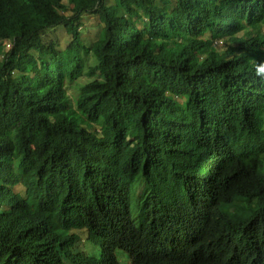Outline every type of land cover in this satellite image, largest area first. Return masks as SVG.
<instances>
[{"label":"trees","instance_id":"trees-1","mask_svg":"<svg viewBox=\"0 0 264 264\" xmlns=\"http://www.w3.org/2000/svg\"><path fill=\"white\" fill-rule=\"evenodd\" d=\"M263 32L264 0H0V264H264Z\"/></svg>","mask_w":264,"mask_h":264},{"label":"rangeland","instance_id":"rangeland-1","mask_svg":"<svg viewBox=\"0 0 264 264\" xmlns=\"http://www.w3.org/2000/svg\"><path fill=\"white\" fill-rule=\"evenodd\" d=\"M108 4H113V0H106ZM157 4H160L158 1L156 2ZM68 7H72L73 2H67ZM124 15V13L122 12ZM81 24L82 27L80 28V33H81V40L83 44L86 47H89L91 43L96 41L100 35V31L103 27L102 23L100 22L99 18L97 15L92 14V15H83L81 17ZM138 27L141 29V22H139ZM264 33V32H263ZM240 33L236 34L235 36H239ZM206 38H210L209 35L206 36ZM45 40H56L58 42L59 48L64 49L68 42L70 41V37L67 34V32L64 30L62 26H58L46 33L44 35ZM215 40V39H214ZM217 41H220L219 43ZM217 41L214 44V49L219 52H224L227 48L226 45V38L223 39H217ZM9 47V43L6 44L5 50L7 51ZM159 50L162 52V54L165 57H169L170 54L177 55L179 52V47L172 45L171 47L167 46L166 48H159ZM204 55V54H203ZM197 59L196 54L192 56V58ZM82 58H83V71L81 74V77H79L77 80L69 82L67 81V88H68V94L70 99V107L71 110L74 111L76 107V100L79 96L80 93V88L92 81L91 77L87 75V71L91 66H94L96 61H94V56L91 53H82ZM199 63V62H196ZM180 103L181 101L178 100ZM76 116V115H75ZM75 118L74 116H71ZM78 117V116H76ZM264 123V120H263ZM134 190V188H133ZM142 193V186L137 187L136 192H135V197L138 198L139 195ZM133 201V200H132ZM134 205V202H133ZM135 209L132 207V215L135 217ZM81 241L78 244V248L80 251L86 253L87 251L90 250L92 247H98L101 245V242L93 238L87 231H83L81 233ZM120 251H116L115 254L118 255L120 254ZM126 255V254H125ZM127 256V255H126ZM124 255H118L117 258L121 263H126L129 264L128 261V256L126 258Z\"/></svg>","mask_w":264,"mask_h":264},{"label":"clouds","instance_id":"clouds-1","mask_svg":"<svg viewBox=\"0 0 264 264\" xmlns=\"http://www.w3.org/2000/svg\"><path fill=\"white\" fill-rule=\"evenodd\" d=\"M217 41V39H215V40H213V47H215L214 46V44H215V42ZM218 43L220 42V41H217ZM200 58H202V57H198V60H200ZM119 255H123V254H119ZM124 256H126V255H124ZM126 258H127V256H126ZM128 259V258H127ZM129 261V260H128ZM120 262V261H119ZM121 263V262H120ZM121 264H123V263H121ZM124 264H126V263H124ZM129 264H130V262H129Z\"/></svg>","mask_w":264,"mask_h":264}]
</instances>
